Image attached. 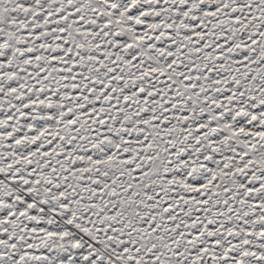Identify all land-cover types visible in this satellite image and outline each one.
<instances>
[{"label":"snow or ice","instance_id":"snow-or-ice-1","mask_svg":"<svg viewBox=\"0 0 264 264\" xmlns=\"http://www.w3.org/2000/svg\"><path fill=\"white\" fill-rule=\"evenodd\" d=\"M0 264H264V0H0Z\"/></svg>","mask_w":264,"mask_h":264}]
</instances>
